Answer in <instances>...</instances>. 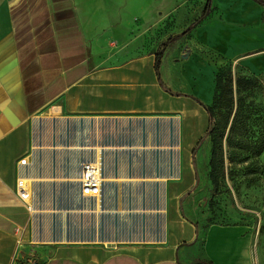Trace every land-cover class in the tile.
<instances>
[{
	"label": "crops",
	"instance_id": "0c3cea01",
	"mask_svg": "<svg viewBox=\"0 0 264 264\" xmlns=\"http://www.w3.org/2000/svg\"><path fill=\"white\" fill-rule=\"evenodd\" d=\"M124 1L0 0V264H264L259 228L212 223L202 234L201 221L187 212L186 200L205 195L211 183V116L202 103L213 104L222 65L206 53H186L178 39L158 73L156 52L170 36L151 31L153 16L135 22L131 5L141 0H128L127 10ZM244 62L264 71V53ZM79 115L122 116L141 126L107 128L105 142L98 134L83 150L89 143L71 125ZM127 134L134 141L116 143ZM89 155L102 159V204L164 200L160 240L148 238L149 230L139 240L56 239L67 229L53 220L60 202L73 203L81 218L82 207L68 199L79 191L77 171ZM22 175L35 180L32 208L18 197ZM108 210L115 209L102 213Z\"/></svg>",
	"mask_w": 264,
	"mask_h": 264
},
{
	"label": "rangeland",
	"instance_id": "374dc122",
	"mask_svg": "<svg viewBox=\"0 0 264 264\" xmlns=\"http://www.w3.org/2000/svg\"><path fill=\"white\" fill-rule=\"evenodd\" d=\"M115 1L120 4L122 0ZM127 2L128 0L124 1L126 10ZM207 2L208 0H141L139 5L134 6L132 3L131 12L134 14L135 22H138V19L144 20V16H153L150 19L151 31L161 32L166 37L183 32L201 15ZM213 6L214 10L208 17L192 32L178 39L183 40V44H188L185 48L186 53L191 49L206 53L214 61H219L222 67L231 66L235 74L239 73L246 78V86L240 90L234 82L235 96L243 95L246 102V111L241 115L235 137L238 141H255L264 132V71L253 72L244 60L264 53V5L254 0H213ZM154 17L157 22L162 19L161 30H158V27L155 30ZM254 78L258 83L251 86L248 81ZM227 114L226 105L218 108L215 121L223 123ZM130 120L116 115H79L72 118L71 125L80 127L84 144L88 142L87 145L93 147L96 135L99 137L98 134L100 139L102 138L99 142L103 141V138L104 142L106 141L107 128H123L129 132L132 127L137 129L141 126ZM115 141L131 142L134 138L127 134L117 137ZM226 148L231 157L226 161L227 174L221 177L218 188H213L211 181L205 188V195L186 200L187 206L193 210V213L187 210L188 215L193 222L199 224V220L201 221L202 234L212 223L252 224L264 233V151L256 156L240 145L233 148L226 145ZM163 201L130 198L115 199L112 201L113 204L109 205L102 203L83 205L81 218L78 211L75 213L73 203L62 205L60 202V213L55 215L53 220L65 223L67 229H64L56 239L104 241L111 237L115 240H139L145 239L141 232L149 230L151 234L148 238L160 240L165 232L166 223V216L161 210ZM55 202L51 201L52 210L54 208L52 203ZM109 207L111 209L114 207V213L108 210V214H103L102 211ZM37 210L42 213L41 209ZM80 219L81 225L75 226L76 220ZM110 220L115 223V227L108 228ZM118 225H122L123 229L118 228ZM175 228L176 225L173 226L174 230ZM122 230L127 232L120 233ZM119 233L121 236H118ZM184 233L187 236L191 229H186Z\"/></svg>",
	"mask_w": 264,
	"mask_h": 264
},
{
	"label": "trees",
	"instance_id": "16d2710c",
	"mask_svg": "<svg viewBox=\"0 0 264 264\" xmlns=\"http://www.w3.org/2000/svg\"><path fill=\"white\" fill-rule=\"evenodd\" d=\"M262 5H264V0H254ZM214 10L213 0H208L201 15L195 19L183 32L170 36L156 52V68L158 73H160V67L162 63V58L169 47L170 43L177 40L180 36H184L187 33L192 32L206 17H208ZM222 67V66H221ZM217 73V86L214 97V102L212 105H207L202 103L205 108L209 111L211 116V124L207 135L210 136L212 142V153L210 159L211 165V181L213 188H218L220 184L221 177L227 174L226 161L231 159L227 153L226 145L230 147H235L237 145L242 146L247 151L254 153V155L259 156L264 151V132L255 141H245L236 140L235 132L241 121V115L246 111V102L243 95L238 97L234 94V82L237 83L238 90L245 87L246 78L239 73H234L233 68L222 67ZM161 79V76H160ZM248 81V80H247ZM163 83V82H162ZM251 86H256L258 80L254 78L248 81ZM164 87L172 92H174L170 87L164 84ZM224 105L227 106L228 114L226 120L223 123H217L215 121L216 110L222 108ZM232 119V122H231ZM231 122V127L229 125ZM240 143V144H238ZM199 264H216L214 261L209 259H201Z\"/></svg>",
	"mask_w": 264,
	"mask_h": 264
},
{
	"label": "built area",
	"instance_id": "2783aa9c",
	"mask_svg": "<svg viewBox=\"0 0 264 264\" xmlns=\"http://www.w3.org/2000/svg\"><path fill=\"white\" fill-rule=\"evenodd\" d=\"M28 158H23L20 163L25 165ZM71 168L69 167L68 174L70 175ZM78 188L79 191L75 198H69L68 202H73L75 199L78 205H90L92 203H101L104 198V190L106 188L107 181L104 178L103 163L100 156L92 155L84 157L79 164L77 171ZM18 197L33 207V202L36 195L35 180L22 175L17 182ZM36 259H31V264H37Z\"/></svg>",
	"mask_w": 264,
	"mask_h": 264
},
{
	"label": "bare ground",
	"instance_id": "6f19581e",
	"mask_svg": "<svg viewBox=\"0 0 264 264\" xmlns=\"http://www.w3.org/2000/svg\"><path fill=\"white\" fill-rule=\"evenodd\" d=\"M89 148H92V147H88V146H83V150H88ZM164 201L162 202V205H161V209L164 210L165 209V205H163ZM34 212H37V209L34 208Z\"/></svg>",
	"mask_w": 264,
	"mask_h": 264
},
{
	"label": "water",
	"instance_id": "95a60500",
	"mask_svg": "<svg viewBox=\"0 0 264 264\" xmlns=\"http://www.w3.org/2000/svg\"><path fill=\"white\" fill-rule=\"evenodd\" d=\"M199 264V263H198Z\"/></svg>",
	"mask_w": 264,
	"mask_h": 264
}]
</instances>
